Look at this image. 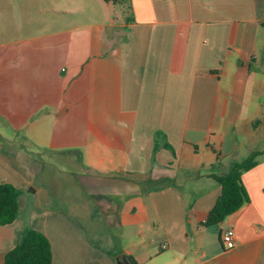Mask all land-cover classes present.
<instances>
[{
    "label": "crops",
    "instance_id": "obj_1",
    "mask_svg": "<svg viewBox=\"0 0 264 264\" xmlns=\"http://www.w3.org/2000/svg\"><path fill=\"white\" fill-rule=\"evenodd\" d=\"M10 1L0 182L21 194L0 264L26 225L52 264H264V154L241 173L249 201L201 223L211 174L264 146V0ZM45 153L74 163L79 194L48 190Z\"/></svg>",
    "mask_w": 264,
    "mask_h": 264
},
{
    "label": "trees",
    "instance_id": "obj_2",
    "mask_svg": "<svg viewBox=\"0 0 264 264\" xmlns=\"http://www.w3.org/2000/svg\"><path fill=\"white\" fill-rule=\"evenodd\" d=\"M105 1L116 3L123 0ZM158 133L160 131H155V135ZM164 145L172 149L170 143L165 142ZM263 154L264 146L250 151L239 160L232 161L224 174H211L220 184L221 190L205 219L201 221L203 225L217 224L227 214L249 201L241 173L253 166ZM20 194L21 189L13 183L0 182V224L9 223L17 217ZM129 258L133 264H137L132 256ZM3 264H52V250L48 237L42 231L26 225L20 232L15 245L5 252Z\"/></svg>",
    "mask_w": 264,
    "mask_h": 264
},
{
    "label": "rangeland",
    "instance_id": "obj_3",
    "mask_svg": "<svg viewBox=\"0 0 264 264\" xmlns=\"http://www.w3.org/2000/svg\"><path fill=\"white\" fill-rule=\"evenodd\" d=\"M1 2H4V0H0ZM6 1H10V0H6ZM11 2V1H10ZM53 14L52 11H45L44 12V16L45 19H48V17H51V15ZM43 157H45L46 160H44V164L45 166L47 165L52 167H49L50 170H45L50 172L49 175V180L46 179L47 176L45 175L44 180H48V181H52L53 183H51V185L47 186L48 190L60 197H68L71 196L73 197V195H77V193L79 194V188L76 184V180L74 179V177L76 176H80L79 174V170L76 168V166L74 165V163H72L71 161H65V159H63L61 157V155L57 154V153H45L43 154ZM60 170H57V169ZM51 177V178H50ZM80 178V177H79ZM39 179V178H38ZM47 181V182H48Z\"/></svg>",
    "mask_w": 264,
    "mask_h": 264
},
{
    "label": "built area",
    "instance_id": "obj_4",
    "mask_svg": "<svg viewBox=\"0 0 264 264\" xmlns=\"http://www.w3.org/2000/svg\"><path fill=\"white\" fill-rule=\"evenodd\" d=\"M223 247L228 248L234 244V231L231 227H227L220 232Z\"/></svg>",
    "mask_w": 264,
    "mask_h": 264
},
{
    "label": "water",
    "instance_id": "obj_5",
    "mask_svg": "<svg viewBox=\"0 0 264 264\" xmlns=\"http://www.w3.org/2000/svg\"><path fill=\"white\" fill-rule=\"evenodd\" d=\"M117 264H133L128 255L121 253L116 255Z\"/></svg>",
    "mask_w": 264,
    "mask_h": 264
}]
</instances>
